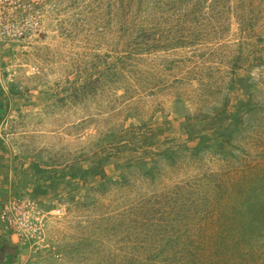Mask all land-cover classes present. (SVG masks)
I'll return each mask as SVG.
<instances>
[{"label": "rangeland", "instance_id": "374dc122", "mask_svg": "<svg viewBox=\"0 0 264 264\" xmlns=\"http://www.w3.org/2000/svg\"><path fill=\"white\" fill-rule=\"evenodd\" d=\"M31 8L0 45V164L41 220L12 264H183L202 235L200 264L263 262L264 0Z\"/></svg>", "mask_w": 264, "mask_h": 264}, {"label": "built area", "instance_id": "2783aa9c", "mask_svg": "<svg viewBox=\"0 0 264 264\" xmlns=\"http://www.w3.org/2000/svg\"><path fill=\"white\" fill-rule=\"evenodd\" d=\"M38 25L31 0H0V45L28 39ZM40 222L38 206L29 197L8 196L0 206V225L24 244H32Z\"/></svg>", "mask_w": 264, "mask_h": 264}, {"label": "crops", "instance_id": "0c3cea01", "mask_svg": "<svg viewBox=\"0 0 264 264\" xmlns=\"http://www.w3.org/2000/svg\"><path fill=\"white\" fill-rule=\"evenodd\" d=\"M7 175V167H1L0 164V206L11 192V182L9 183L6 179L9 178ZM23 245L24 243L19 241L11 231L0 225V264L14 263V258L23 248Z\"/></svg>", "mask_w": 264, "mask_h": 264}, {"label": "trees", "instance_id": "16d2710c", "mask_svg": "<svg viewBox=\"0 0 264 264\" xmlns=\"http://www.w3.org/2000/svg\"><path fill=\"white\" fill-rule=\"evenodd\" d=\"M245 107H246V105L242 104L240 108H245ZM238 110H239V108L236 110V113H238ZM221 113H223V112L221 111ZM240 117H241V114H237V116L235 117V121H232V122H234V124H232L233 126H237L238 125V122H240ZM196 149H199V146H196ZM97 166H98V164L97 165H93V168L84 169L83 170L84 174L87 173V172H92L93 173L94 170H96ZM145 174L147 176L148 175L151 176V178H154L155 177L154 167L147 168V170L145 171ZM196 204H197V202H195V201L193 202L192 201L190 203V209H191V207L196 206ZM203 205H206V204H201V206H203ZM244 213L245 212H242V217H243ZM255 218L256 217H253L252 219H255ZM197 221H198L200 227H202L201 219L198 218ZM191 222L194 223V224H197L194 220H191ZM189 225H190V223L187 222V226H189ZM201 232H202V230H201ZM189 233H190V230H189V228H187V234H189ZM187 234H186L185 238H187ZM204 236L205 235H202L197 240H193L192 239L190 241L191 244L193 245V248L185 250V256L187 257V255H189V257L191 259H193V260H191V259H187L186 260V258L179 257L180 261H182L183 264H197V263L200 264L199 262H202L204 260V255L203 254H205V250H206L205 246L207 244L202 245V243L200 242V241L204 242ZM218 238H219V240H223L224 239V238H222V235H218ZM256 264H264V260H263V262L256 263Z\"/></svg>", "mask_w": 264, "mask_h": 264}, {"label": "flooded vegetation", "instance_id": "af4514ba", "mask_svg": "<svg viewBox=\"0 0 264 264\" xmlns=\"http://www.w3.org/2000/svg\"><path fill=\"white\" fill-rule=\"evenodd\" d=\"M2 110H3V106H2V102H1V94H0V116H1Z\"/></svg>", "mask_w": 264, "mask_h": 264}]
</instances>
